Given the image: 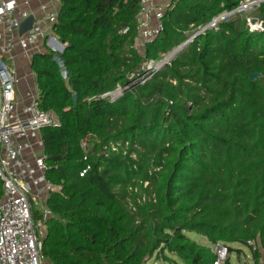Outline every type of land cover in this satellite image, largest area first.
Masks as SVG:
<instances>
[{"label": "trees", "instance_id": "1", "mask_svg": "<svg viewBox=\"0 0 264 264\" xmlns=\"http://www.w3.org/2000/svg\"><path fill=\"white\" fill-rule=\"evenodd\" d=\"M140 1L60 0L55 31L67 79L55 52L33 54L40 106L58 122L41 133L46 175L57 187L46 214L34 212L45 227L43 257L50 264H145L156 254L170 259L168 252L184 264H213L212 246L186 233L193 231L225 243L230 254L243 251L234 243L248 246L260 264L264 31H252L246 14L227 15L139 83L146 59L244 0H173L144 57L135 46ZM253 73L262 77L252 80ZM117 86L129 89L102 97ZM89 134L85 154L81 141ZM224 264H232L229 257Z\"/></svg>", "mask_w": 264, "mask_h": 264}, {"label": "built area", "instance_id": "2", "mask_svg": "<svg viewBox=\"0 0 264 264\" xmlns=\"http://www.w3.org/2000/svg\"><path fill=\"white\" fill-rule=\"evenodd\" d=\"M173 0H141L137 14L139 25L136 48H146L164 30L163 17ZM264 0H244L230 12L224 11L210 24L201 27L182 44L175 47L169 58L159 64L143 68L137 78L145 82L158 69L169 64L177 50L193 42L196 35L216 25L217 21L235 13L246 14ZM60 0H45L34 7L22 5L19 0H0V264H45L42 254V222L34 218L33 206L40 207L57 187L46 175L47 162L44 154L42 129L58 125L53 113L40 106L39 90L35 81H25L13 64L19 57H32L36 52L54 49L60 45L55 25L58 20ZM247 16V25L252 31H264V19L252 20ZM33 17L32 26L20 34L21 24ZM129 27L122 30L126 34ZM26 86L23 90L22 87ZM129 86H117L102 97L116 99ZM92 134L81 141L85 154L88 152ZM87 169L80 173L83 176ZM41 232V235L39 234ZM253 245L254 242L249 241ZM216 256L213 264H224L230 256L228 245L223 242L212 244Z\"/></svg>", "mask_w": 264, "mask_h": 264}, {"label": "rangeland", "instance_id": "3", "mask_svg": "<svg viewBox=\"0 0 264 264\" xmlns=\"http://www.w3.org/2000/svg\"><path fill=\"white\" fill-rule=\"evenodd\" d=\"M260 7L259 5L251 8L248 12H246V15H248V17H250L252 20H257V21H262L263 20V16L261 14L260 11ZM59 40V39H58ZM56 45L58 44H54V49H50L48 48L47 50H52L53 52H57L58 49L56 48ZM138 52L141 56H145L146 53V48H142L141 46H138ZM174 50V49H173ZM173 50H170L168 52L165 53H161L160 56L156 59H146L144 64H143V68L145 70L148 69V66H150L151 64H153V66L155 64H159L160 62H164L166 61L169 56L171 55V53L173 52ZM33 57V55H32ZM32 57L30 59H25L23 60L22 58L19 59L18 61L14 62V64L11 61H7V64L9 65V67H13V65H15L18 74L24 75L27 72H30V70H32L31 68V61H32ZM31 68V69H30ZM35 77L34 73H29L27 77L32 78ZM54 120L57 121V118L55 115H53ZM45 202V201H44ZM43 201L40 202V207H38L37 205L33 206V211H37L39 210L40 213L42 214H46L47 211V206L44 204ZM37 220V219H35ZM38 221V220H37ZM42 227H41V231H42V235L45 233V227L44 224L42 223ZM187 235L193 239H195L198 243L200 244H204V245H208V246H212L211 243H209L208 239L206 236H203L201 234H198L196 232L193 231H187L186 232ZM39 234L41 235V232H39ZM231 246H233L235 249L236 248H241L243 251L241 253H237L236 251L231 253L229 258L231 260L232 264H255L254 260H253V255L251 252V249L248 246L245 245H241L239 243H234ZM165 254H167V256L170 257V259H166L163 255H154L152 258H150L145 264H184V262L180 259L177 258V256H175V254L173 253H168L166 252ZM45 264H50L48 260L44 259ZM260 264H264V251H262V256L260 258Z\"/></svg>", "mask_w": 264, "mask_h": 264}, {"label": "water", "instance_id": "4", "mask_svg": "<svg viewBox=\"0 0 264 264\" xmlns=\"http://www.w3.org/2000/svg\"><path fill=\"white\" fill-rule=\"evenodd\" d=\"M33 23V17H29L28 19H26L20 27V34H24L26 31H28L30 29V27L32 26ZM65 46L63 42H60L59 45V50L53 55V61L59 66L60 68V73L62 75L63 78L67 79L68 78V74L69 71L66 67V62L65 59L62 57V52L64 50ZM183 46L179 47V49L177 50V52L182 49ZM262 77L261 73H253L251 74L250 78L252 80H257L258 78ZM78 95L74 94L73 95V99L75 100V102L77 101Z\"/></svg>", "mask_w": 264, "mask_h": 264}, {"label": "crops", "instance_id": "5", "mask_svg": "<svg viewBox=\"0 0 264 264\" xmlns=\"http://www.w3.org/2000/svg\"><path fill=\"white\" fill-rule=\"evenodd\" d=\"M42 1H45V0H19V2L22 4V5H24V6H28V7H34V6H36L37 4H39V2H42ZM56 48L59 50V45H56ZM41 52H47V50L46 51H44V50H42ZM23 59V60H27V59H30L31 57H28V58H26V57H19L16 61H18L19 59ZM31 69V68H30ZM29 73H34L32 70H30V72H27L26 74H24V75H21V76H23L24 77V79H25V81H31L32 82V84H33V80L35 81V77L33 76L32 78H30L29 79V77H27L28 76V74ZM34 84H36V81H35V83ZM26 88V86H24V87H22L20 90H24ZM36 88H37V85H36Z\"/></svg>", "mask_w": 264, "mask_h": 264}]
</instances>
